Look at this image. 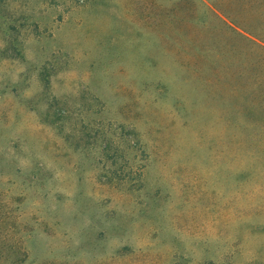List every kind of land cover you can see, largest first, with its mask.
Returning <instances> with one entry per match:
<instances>
[{"label":"rangeland","instance_id":"obj_1","mask_svg":"<svg viewBox=\"0 0 264 264\" xmlns=\"http://www.w3.org/2000/svg\"><path fill=\"white\" fill-rule=\"evenodd\" d=\"M0 264H264V0H0Z\"/></svg>","mask_w":264,"mask_h":264}]
</instances>
